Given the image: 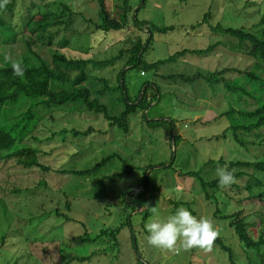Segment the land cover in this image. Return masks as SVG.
I'll use <instances>...</instances> for the list:
<instances>
[{"label":"rangeland","instance_id":"rangeland-1","mask_svg":"<svg viewBox=\"0 0 264 264\" xmlns=\"http://www.w3.org/2000/svg\"><path fill=\"white\" fill-rule=\"evenodd\" d=\"M52 1L48 9L62 10L65 4L75 20V29H64L63 25L51 27L56 48L69 57L109 59L118 55L119 50L130 48L135 36L144 42L145 35L152 31L149 45L143 44L140 50L138 63L126 65L129 53L124 52L113 66L87 68L88 77L81 85L90 88V98L107 104L111 115L118 114L123 101L117 87L122 78L117 76L124 65L123 82L131 102L140 97L145 87L150 94L152 86H157L161 97L152 96L145 109L139 106V113L130 118L128 133L117 126L107 127L102 114L88 111L81 102L61 107L39 104L34 108L40 116L31 133L36 140L25 137L15 142L7 153L33 143L41 149L38 156L41 162L53 169L44 173L38 167L23 168L14 157L0 164V196L5 204L0 209V264H229L226 254L214 244L211 250L185 251L179 242L175 250L154 248L147 243L144 225L152 219H166L179 207H185L198 217L211 219L219 234L222 221L219 223L212 215L214 203L205 199L200 180L183 172H198L206 181L217 177V169L224 167L229 158L254 161L262 156V146L248 144L249 149L243 150L232 140L213 137L229 122L224 116L216 118L228 105L227 98H221L223 94L217 92L213 96L216 86L204 78L183 82L168 77L176 73L205 74L213 70L212 65H218L219 53L212 57L188 53L174 62L167 59L184 49L205 48L218 39V32L211 31L209 22L241 26L259 34L263 24H259L258 17L264 13V0L259 1L258 14L257 4L248 6L247 0H145L137 15L140 22L146 21L144 26L139 21L138 26H133L130 19L129 26L108 33L87 22L92 18L99 24L95 0ZM32 2L15 0L12 10L3 14L5 22L19 23L21 32L30 34L41 22ZM139 4L140 0H132L133 6ZM105 5L111 21L123 22L121 0H105ZM207 13L208 23L203 20ZM28 20L31 27L25 26ZM165 27L172 29L158 31ZM33 33L37 35L36 31ZM65 36L70 39L63 46L61 38ZM2 42L0 50L6 49L14 55L27 49L19 35ZM159 60L165 63L145 68L146 63ZM229 61L241 68L251 65V60L238 55ZM143 70L145 73L141 74ZM76 74L74 69L69 71L71 78ZM104 78L111 90L104 88L101 81ZM25 106L15 105L13 113L18 114ZM155 123H158L156 127ZM89 126L95 129L90 135L72 133V130L85 131ZM259 131L264 132V128ZM109 155L113 156L107 164L87 176L55 171L88 168ZM219 158L226 163L217 162ZM252 170L245 168L247 173L236 178L235 184L229 188L219 186L217 193L222 204L231 201L232 207L247 212L246 221L251 224L248 231L255 240L264 218L259 213L258 202L246 197V181ZM13 188L20 193H10ZM132 204L136 205L134 212ZM128 217L130 221L126 223ZM224 235L233 243L234 264H247V257L254 260L255 249L245 251L233 229L227 228Z\"/></svg>","mask_w":264,"mask_h":264},{"label":"trees","instance_id":"trees-1","mask_svg":"<svg viewBox=\"0 0 264 264\" xmlns=\"http://www.w3.org/2000/svg\"><path fill=\"white\" fill-rule=\"evenodd\" d=\"M24 1L25 0H23V2ZM40 1L39 3H35L34 0L32 2V7L37 9L41 22L33 28L30 34L23 32V30L21 32V25L19 23H6L4 20L3 14L12 10L15 0H10L3 8H0V38L3 41H9L14 35H19L24 39L27 46V49L18 55L7 52L6 49L0 50V164L6 158L14 157L17 165L23 168L38 167L41 171L47 173L53 168L41 162V158L38 157L41 149L35 144H25L7 153L12 149L15 142H19L25 137L36 140L35 136H31V133L35 130L40 120V116L34 109L37 105L42 104L47 107H61L66 103L81 102L88 111L102 114L107 121V127L117 126L125 133H128L130 118L132 115L139 113V106L145 109L152 102V96L154 99H159L161 95L160 89L157 86H152V93L150 94L146 93L147 87H145L140 97H136L131 102L123 82L124 67L127 64L139 62L141 56L140 50L143 44L144 46L149 45L153 37L151 30L148 31V35H145L144 42L138 39L139 36H135L130 48L119 50L118 55L112 56L109 59L96 60L92 56L87 58L69 57L59 48H56L51 27L63 25L64 29H69L70 27L75 29V20L72 16V12H70V9L65 4L62 10L54 11L48 9L49 4L54 1ZM95 1L98 4L99 24L95 23L92 18L87 19V22L94 24L97 29L108 33L112 30L117 31L127 27V25L129 26L130 19L133 21V26H138L140 21L137 15L143 7L145 0H140V4L137 7L132 5V0H121L123 6V22L111 21L110 14L106 9L105 0ZM259 1L260 0H247L246 3L248 6H255L254 4H257L256 12L258 14ZM42 6L46 7H44L45 10H43ZM129 13H131V16ZM208 17L209 14L207 13L203 18L207 23ZM258 18L260 19V21H258L259 24H263L259 34L241 26L232 27L224 26L220 23L211 24L209 22L208 25L211 31L218 32V39L205 48L184 49L176 52L167 59V61L174 62L177 58L188 53L199 54L205 57H212L219 53L217 56L220 60L218 65H212L211 67H213V70H208L205 74L196 72L189 76L183 73H176L168 77L180 79L183 82L204 78L207 83L216 86L218 89H213V96L217 92L223 94L221 98H227L228 105L225 111L219 113L217 117L215 115V117L220 118L224 116L229 122L220 133L213 137H215L216 140L219 138L224 140L228 139V141L232 140L239 147H242L243 150L249 149L248 144L256 148L260 146L264 147V132L259 131L261 128H264V77L262 76L264 72V13ZM140 23L142 27L146 24V21H141ZM25 26L31 27L30 20L26 22ZM168 29H172V27L161 28L158 29V31H167ZM34 31L37 32L36 36H33ZM220 35L226 36L227 38L221 39ZM231 37L235 38L236 41H232L230 39ZM44 38L46 40H44ZM61 39L65 43L63 46H65L70 36H65ZM2 40H0V47L3 45ZM223 49H226V52L223 51ZM230 51H232V53ZM124 52L129 53L126 58V65L119 69V74L117 76L122 78V81L117 83V87L122 93L121 101H123V104L121 103V105L123 109L120 110L118 114L111 115L108 111V105L99 102L97 98H90V88L81 85V83L88 77L86 70L89 66H92V68H102L109 65L113 66L116 59L122 56ZM237 55L240 56L241 59L243 56V58L251 60V65L247 68L232 65L234 63L230 62L229 59L235 60ZM46 56H48V59ZM231 56L233 57L231 58ZM218 58H216V61ZM12 60L23 62V67L25 68L24 78L13 75L11 68ZM160 63L164 64L165 60H159L151 64L146 63L145 68L149 67V69H152L154 65ZM71 69L77 71V74L73 78L69 75ZM144 70L141 71V74L145 73ZM101 81L105 83L104 88L110 89L106 78ZM100 90H103V88ZM17 104L24 106L26 104L28 105L25 106L23 111L15 114L13 111ZM249 104H253L254 107L250 108ZM203 123H207V121ZM154 125L156 127L158 123ZM94 130V127L89 126L85 131L79 132L77 130H72V133L75 136L79 134L87 136ZM213 137H208V139H213ZM260 155L262 156L254 161H245L241 159V157H232L229 158L227 163L223 161L222 158H219L217 162H225L226 165L224 167L234 171L236 178L247 173L244 171L245 168H253L252 172L248 173V179L246 181V197L251 201L258 202L260 206L259 213L264 218V151ZM112 156L113 155L106 156L88 168L72 170L56 169L55 171L62 174L87 176L97 172L110 161ZM210 163L211 161H207V164ZM124 172L127 171H123V173ZM183 175L198 178L205 199L214 203L215 208L212 215L219 223L222 221V223L219 224V228L222 231L218 234L214 241V245L226 254L228 263H235L233 260V243L229 242L224 235V231L227 228H231L245 251L255 249L254 260L247 257V264H264V225L260 228L257 238L252 240L248 231V227H250L251 224L246 221L247 216L245 213L247 212H244V210L238 206L232 207L231 201L225 202L224 204L221 203L220 194L217 193L219 190L217 177L205 181L198 172L186 171L185 173L183 172ZM9 192L18 195L20 190L13 188ZM227 205H229L230 208L226 209ZM4 206V198L0 196V209H3ZM131 206L132 212H134L136 205L132 204ZM129 215L130 214H127V216ZM129 221L130 218L128 217L126 223H129ZM112 233L114 234L115 231ZM96 236L98 237L100 235L97 234ZM134 237L135 236L131 232V238L134 239ZM134 245L136 246V242H134ZM80 259L84 258L82 257Z\"/></svg>","mask_w":264,"mask_h":264},{"label":"clouds","instance_id":"clouds-1","mask_svg":"<svg viewBox=\"0 0 264 264\" xmlns=\"http://www.w3.org/2000/svg\"><path fill=\"white\" fill-rule=\"evenodd\" d=\"M6 3L7 0H0V8ZM11 68L14 76L24 78L25 68L22 61L12 60ZM216 175L221 188H229L237 182L234 171L227 167L218 168ZM144 227L147 243L164 250H175L178 242L185 251L193 248L211 250L218 236V229L211 219L198 217L185 207H179L166 219L149 220Z\"/></svg>","mask_w":264,"mask_h":264}]
</instances>
